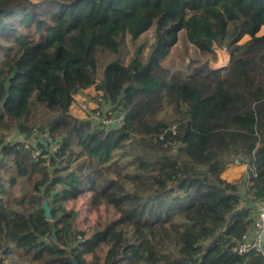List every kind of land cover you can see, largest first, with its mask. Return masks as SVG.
I'll return each instance as SVG.
<instances>
[{"label": "trees", "instance_id": "trees-1", "mask_svg": "<svg viewBox=\"0 0 264 264\" xmlns=\"http://www.w3.org/2000/svg\"><path fill=\"white\" fill-rule=\"evenodd\" d=\"M262 26L264 0H0V264H264L233 250L264 200ZM120 32L143 41L100 77ZM182 32L187 71L164 64ZM90 87L124 125L70 112Z\"/></svg>", "mask_w": 264, "mask_h": 264}, {"label": "rangeland", "instance_id": "rangeland-1", "mask_svg": "<svg viewBox=\"0 0 264 264\" xmlns=\"http://www.w3.org/2000/svg\"><path fill=\"white\" fill-rule=\"evenodd\" d=\"M264 34V26L261 27L260 32H258V35ZM251 37H243L239 43H244L247 40H249ZM152 39V33L151 31L146 32L145 34V46H144V53L147 54L150 43ZM118 40V46L116 49L113 50H104V49H98L94 53V58L97 63V72L98 75L101 77L103 73V69L106 66L107 63H109L111 60L119 59L122 61H128L130 57L133 55L136 47L141 44V38H139L136 42H133L129 36L126 33L120 32L117 36ZM222 47V46H221ZM171 56L164 62L165 66L169 67L170 69H180L183 71L189 70L194 64L200 63L202 61H205L206 58L203 57L199 52L196 51L193 44L188 43L187 36L185 32H182L180 35V41L173 47L171 51ZM221 59L219 58L218 53L216 54L215 58L210 59V66L219 68L228 65L229 61L226 59H223L221 62ZM227 64H224L226 63ZM100 99L98 95H96V90L94 88H89L87 90H84L83 92L76 95V99L73 102V104L70 107V112H72L74 115L79 116L84 119H93L95 121L94 116H92L93 111H95V108L97 106H101L100 108L105 110L107 113L108 106L103 104H100ZM94 115V113H93ZM97 124V123H96ZM7 142H15V141H22L23 142V136L22 134L17 133L15 130L13 133H11L6 140ZM235 165H241V164H235ZM234 166V165H231ZM229 166L226 172L228 179H233L240 170V167H231ZM226 169V170H227ZM225 170V171H226ZM224 171V172H225Z\"/></svg>", "mask_w": 264, "mask_h": 264}, {"label": "built area", "instance_id": "built-area-1", "mask_svg": "<svg viewBox=\"0 0 264 264\" xmlns=\"http://www.w3.org/2000/svg\"><path fill=\"white\" fill-rule=\"evenodd\" d=\"M214 52L218 53L221 61L223 59L229 61L231 57V51H229V47L227 45H223L221 47L217 44H214ZM224 64H227V62ZM101 100L102 99H100V101ZM100 107L101 106H97L95 108V111H93L94 115L92 113V116H94L98 126L109 127L112 124L117 126H122L125 124L127 116L123 112L111 113L108 115L105 110L103 109L102 111ZM37 134V128L34 129L30 137H27L26 135L22 134L23 142L27 149H31L32 141L33 143H35L33 136H37ZM42 136L43 138H45L44 142L46 144L52 143V150H56L61 146V143L54 141V138L50 136L49 133H44L42 134ZM40 151L41 150L39 148L33 149V156L38 157ZM256 214L257 216L254 219L253 227L246 233L243 241H241L235 248H233V250L236 251L238 254H245L250 252L251 250H255L256 252H260L264 255V200L259 201L257 203Z\"/></svg>", "mask_w": 264, "mask_h": 264}, {"label": "crops", "instance_id": "crops-1", "mask_svg": "<svg viewBox=\"0 0 264 264\" xmlns=\"http://www.w3.org/2000/svg\"><path fill=\"white\" fill-rule=\"evenodd\" d=\"M90 88H91V87H90ZM92 88H94V87H92ZM86 90H87V89H86ZM94 90H95V89H94ZM235 166L240 167V168H239L240 170L237 172L238 174H237L233 179H227V180H229V181H232V180H234L235 178L240 177V176L243 174L244 170L246 169V165H245V164L234 165V166H231V167H235Z\"/></svg>", "mask_w": 264, "mask_h": 264}, {"label": "water", "instance_id": "water-1", "mask_svg": "<svg viewBox=\"0 0 264 264\" xmlns=\"http://www.w3.org/2000/svg\"><path fill=\"white\" fill-rule=\"evenodd\" d=\"M238 161V160H236ZM44 208H45V215L50 218L51 214H50V208L48 207V204L45 202L44 204ZM74 264H76V262H74Z\"/></svg>", "mask_w": 264, "mask_h": 264}]
</instances>
